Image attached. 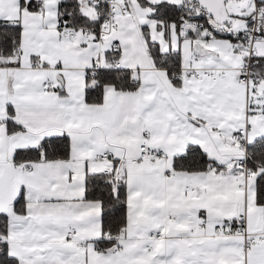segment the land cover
I'll return each instance as SVG.
<instances>
[{"label": "snow or ice", "instance_id": "6c2138e0", "mask_svg": "<svg viewBox=\"0 0 264 264\" xmlns=\"http://www.w3.org/2000/svg\"><path fill=\"white\" fill-rule=\"evenodd\" d=\"M0 264H264V0H0Z\"/></svg>", "mask_w": 264, "mask_h": 264}]
</instances>
